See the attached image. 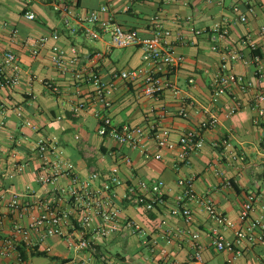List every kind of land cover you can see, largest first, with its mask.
<instances>
[{
  "label": "crops",
  "instance_id": "crops-1",
  "mask_svg": "<svg viewBox=\"0 0 264 264\" xmlns=\"http://www.w3.org/2000/svg\"><path fill=\"white\" fill-rule=\"evenodd\" d=\"M52 1L0 0V70L11 72V67L3 63V55L13 51L18 56L20 73L18 85L0 88V120L4 121L0 131V208L4 213L0 246L13 238L16 223L26 224L29 220L28 211L9 208L15 193L21 195L23 203L55 201L61 208L69 209L65 194L71 185L69 178L61 177L50 185H42L36 178L41 161L33 149L40 137H55L81 180L88 179L94 171L107 174L116 164L120 167L124 183L116 188L115 203L124 216L137 223L141 232L121 227L119 232L100 239V249L116 264H194L191 260L193 242L188 234L176 232L180 229L199 232V241L204 245L203 264H264V244L249 245L244 241L241 247L246 250L236 256L231 251H219L212 243L216 228L225 239H235V232L243 226L240 210L249 195L255 198L252 216L264 220V127L254 124L252 109L255 94L264 91V78L256 77L253 65L242 60L232 62L233 71L254 81L255 88L236 93L243 104L231 116H226V111L234 104V97L223 94L215 105L211 104V84L220 68L221 50L234 48L249 57L251 51L243 39L251 34L260 46L258 52L264 62V38L259 32L264 25V0H112L109 11L102 14L104 20L111 16L136 30L142 38L153 33L152 16L160 18L165 27L171 29L170 40L178 58L172 81L179 92L165 89L156 97L141 95L139 83L112 78L115 72L145 66L140 45L110 48L107 34L92 39L82 31L70 33L64 16L53 9ZM68 1L72 13L83 15L99 9L105 2ZM27 10L34 11L36 18L27 19L24 16ZM241 15H246L248 20L242 21ZM188 16L192 20L185 23ZM218 21L229 26L230 33L225 38L216 41L209 32L196 33ZM14 30H17L16 35ZM55 31L60 33L58 40L52 38ZM41 37H45L46 42L40 54L33 57L26 41ZM55 44L68 52L72 46L77 47L83 64L97 68L107 82H113L109 95L113 103L112 122L119 127L143 126L146 130L144 148L120 144L109 136L100 135V121L94 115L99 105L92 104L77 113L72 110L79 99L77 87L69 75L54 65L51 49ZM214 44L219 50L212 49ZM94 51L102 52L103 57L95 56ZM46 81H54L60 92L55 94L49 90ZM91 89V85L80 88L83 94ZM18 108L22 116L17 114ZM182 109L184 114L180 113ZM209 112L217 115L219 124L204 131V147L192 155L188 165L177 168L178 150L159 149L150 137L151 125L168 127L171 139L177 141L183 131L208 118ZM224 139L245 155L244 162L231 161L224 155L223 147L215 145ZM90 149L97 151L90 155ZM158 153L162 154L161 158L155 157ZM123 155H127L130 162L123 161ZM21 164L24 169L18 171ZM181 176H194L195 193L209 196L226 220L219 222L211 218L197 203H190L193 208L190 221L182 215H171L169 209L180 190L177 179ZM154 179L164 181L168 204L148 211L124 200L127 185ZM102 181V178L97 179L94 185L100 186ZM81 235V230L70 227L63 236H48L31 245L16 237L15 248L0 257V264H59L67 259L105 264L98 255L76 249L75 242ZM20 249L25 251V259ZM126 250L132 253L127 254Z\"/></svg>",
  "mask_w": 264,
  "mask_h": 264
},
{
  "label": "built area",
  "instance_id": "built-area-1",
  "mask_svg": "<svg viewBox=\"0 0 264 264\" xmlns=\"http://www.w3.org/2000/svg\"><path fill=\"white\" fill-rule=\"evenodd\" d=\"M112 0H105L102 6L90 13L83 15L72 13L68 0H53V9L64 16L65 25L72 34L82 31L92 39L100 38L102 35L109 36L111 47H127L140 45L143 48V61L145 66L125 69L115 72L113 79L121 78L127 82L139 83L141 95L156 97L163 93L165 89H172L176 93L179 88L172 81V75L176 68L177 57L175 56L174 44L170 40L171 29L165 27L163 21L157 16L150 18L153 33L150 37L142 38L134 29L127 28L113 17L102 19V14L109 11ZM27 19L33 20L36 14L32 10L24 13ZM190 16L184 19L185 23H190ZM241 20L246 22L248 17L241 15ZM88 24V26H86ZM17 30H14L16 35ZM209 32L214 40L223 39L229 33V26L225 22H216L206 30H196L197 34ZM260 35L264 38V25L260 27ZM60 37L59 31L52 35L54 40ZM243 41L247 43L251 51L249 57L237 49L221 50V63L218 73L214 77L211 90V104L215 105L223 94H229L236 100L226 111V116L236 113L242 102L236 97L237 92L245 93L255 88V83L247 77L233 71L231 63L242 60L246 64L254 67V73L258 79L264 78V62L260 54V46L253 39L251 34H247ZM45 37L37 39H27L31 56L37 57L43 45ZM213 50H219V46L214 44ZM94 55L101 58L103 53L94 51ZM51 58L54 65L63 73L70 76L71 81L77 87L79 99L73 104L72 110L77 113L88 108L90 105H99L95 109L94 115L99 119L98 133L102 136H109L120 144H128L132 147L144 148L143 140L146 137V130L143 126H116L112 122L110 113L112 100L110 91L114 87L113 82H107L100 71L83 64L81 54L77 47L72 46L68 52L58 44L51 49ZM18 56L13 51H7L3 55L4 65L11 67V72L0 70V88H11L20 83V73L17 67ZM46 87L52 92L59 93L60 89L54 81H46ZM84 85H91L90 92L83 94L80 88ZM254 110L253 122L255 125L264 127V91L258 92L254 96L252 103ZM2 110V109H1ZM184 114V109L181 110ZM210 113V112H209ZM17 114L22 116L21 108ZM27 125H31L26 121ZM219 119L216 114L210 113L208 118L201 121L196 127L183 131L179 139H171V130L161 125H151L150 137L156 142L159 149H177L175 156L177 168L188 165L192 155L198 153L205 145L204 131L216 127ZM4 128V121L0 120V131ZM79 136H77L78 138ZM224 155L233 162H244L246 157L242 152L237 151L228 139L221 143ZM36 157L41 161V165L36 173V178L42 185L56 184L59 178L67 177L71 180V185L66 191L69 209H63L55 201H33L23 203L21 195L14 194L8 206L11 210L22 208L29 212V220L26 224L16 223L13 227V238L4 241L0 246V257H5L10 250L15 248L16 237L28 244H36L43 241L48 236H63L70 227L81 230V237L75 242L77 250H87L91 255H98L105 264H116L112 257L100 249V239H106L114 232H119L121 227L132 232H141L137 223L122 214L121 209L116 205V188L124 183L120 174L118 164L113 166L107 174L94 171L88 179L81 180L76 168L71 160L67 159L64 151L57 145L55 137H40L34 147ZM97 150L90 149V155H94ZM162 154H156V158H161ZM121 159L130 162L127 155ZM24 169V164L17 167L18 171ZM102 178L100 186L94 185V181ZM180 187L179 192L174 195L172 206L169 209L171 215H182L186 221H190L193 208L190 203H197L203 207L211 218L223 222L225 217L218 209L214 201L209 196H199L194 190V176H181L177 179ZM125 201L131 205L144 207L146 210H155L159 206L168 204L165 183L162 179H154L152 182L139 181L137 184L127 185V190L123 195ZM2 196L0 195V202ZM254 196L249 195L240 210V218L243 222L241 229L235 232V239L227 240L219 229L213 231V245L219 251L227 250L240 256L246 249L241 247V243L246 241L249 245L257 243L264 244V220L252 216L254 208ZM37 209V211H34ZM4 213L0 208V225L3 222ZM179 235L188 234L193 242V252L191 260L194 264H203L204 245L199 241L200 234L190 229H180L176 231ZM59 264H88L85 260L67 259Z\"/></svg>",
  "mask_w": 264,
  "mask_h": 264
},
{
  "label": "rangeland",
  "instance_id": "rangeland-1",
  "mask_svg": "<svg viewBox=\"0 0 264 264\" xmlns=\"http://www.w3.org/2000/svg\"><path fill=\"white\" fill-rule=\"evenodd\" d=\"M116 249H118V247H116ZM130 249H132V248H130ZM125 253H132L131 251H128V250H126V251H124ZM143 252H144V254H147V250L146 249H143Z\"/></svg>",
  "mask_w": 264,
  "mask_h": 264
},
{
  "label": "trees",
  "instance_id": "trees-1",
  "mask_svg": "<svg viewBox=\"0 0 264 264\" xmlns=\"http://www.w3.org/2000/svg\"><path fill=\"white\" fill-rule=\"evenodd\" d=\"M22 251V257L25 259L26 258V254H25V251H23L22 249H20ZM39 253H43V252H39Z\"/></svg>",
  "mask_w": 264,
  "mask_h": 264
}]
</instances>
